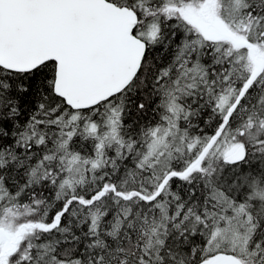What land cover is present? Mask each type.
<instances>
[{
  "label": "snow or ice",
  "instance_id": "obj_1",
  "mask_svg": "<svg viewBox=\"0 0 264 264\" xmlns=\"http://www.w3.org/2000/svg\"><path fill=\"white\" fill-rule=\"evenodd\" d=\"M0 264H264V0H0Z\"/></svg>",
  "mask_w": 264,
  "mask_h": 264
}]
</instances>
